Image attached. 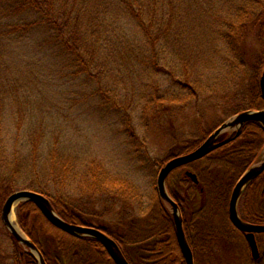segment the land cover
I'll return each mask as SVG.
<instances>
[{
  "label": "rangeland",
  "instance_id": "374dc122",
  "mask_svg": "<svg viewBox=\"0 0 264 264\" xmlns=\"http://www.w3.org/2000/svg\"><path fill=\"white\" fill-rule=\"evenodd\" d=\"M129 1L141 9V23L126 15L121 0H70L84 38L70 40L75 48L56 39L52 29L49 39V29L38 25L24 40L0 38V178L7 172L19 184L46 182L50 197L70 212L108 227L128 242V250L134 245L145 256L136 241L161 227L160 162L245 109L247 86L262 73L264 37L237 40L236 52L227 42L225 18H239L242 0ZM8 3L0 0L3 21L32 19L27 12L7 16L2 6ZM255 13L264 17V7ZM33 73L35 83L17 82ZM234 133L229 128L222 137ZM199 167L222 171L215 160ZM184 169L168 178L194 244V264H252L242 233L220 209L209 204L192 214L201 196L184 179ZM258 183L247 206L240 199V213L264 207V174ZM1 205L0 264H16ZM17 205L15 220L26 236ZM256 240L258 264H264V232Z\"/></svg>",
  "mask_w": 264,
  "mask_h": 264
},
{
  "label": "trees",
  "instance_id": "16d2710c",
  "mask_svg": "<svg viewBox=\"0 0 264 264\" xmlns=\"http://www.w3.org/2000/svg\"><path fill=\"white\" fill-rule=\"evenodd\" d=\"M6 1L9 3L6 6H2V9H4V11L8 10L7 12L10 13V15L7 13V16L12 17L11 15H14L17 17L20 13L27 12L28 14H32L33 17L32 19H25L19 16L12 22L3 21V17H1L0 25H2L3 30L0 33V38L11 35L13 39L20 36L17 40H24L28 37L27 34L34 30L35 25L45 27L47 30L49 29V39L52 38V34L50 33V29H52L55 33V38L60 42L62 39L63 42L70 44V48H75L74 45H76V43H71V39L76 38L77 40H81L83 37L80 20L78 19V11L74 9L73 6L69 5L70 0H60L62 6L61 4L57 5V0ZM121 1L124 4L126 15L134 17L141 23V9L139 11L135 10L133 3L129 0ZM135 3L137 2L135 1ZM257 7H264L263 2L260 3L257 0H242L237 10L239 18L236 20L229 19V17L225 18V23L230 26L229 30L231 31L226 35L227 42L229 41L228 43L232 46L234 52H236L237 49V40L239 42V39L243 40L246 39V37L253 36L256 42L264 37V17H260V15L256 16L255 9ZM73 12H75V14ZM218 23L220 22L218 21ZM146 34L149 36L148 31ZM69 50L71 53H75V51ZM150 56L151 55L148 53L145 54L146 58H150ZM261 72H264V63ZM259 78L257 79L254 77L251 84L247 86V88L249 87L245 99L247 106L243 110L260 109L264 107V97H262L259 90ZM14 82H16L15 78ZM17 82L23 85H31L36 82V76L34 73L33 77L24 75L22 79H18ZM4 85L5 84L1 83L0 87L2 88ZM17 89L19 90V88ZM213 129L214 128L203 131L202 137L197 142L189 145L180 153H185L195 148ZM263 147L264 131L261 125L255 120H248L241 126L238 135L233 136L230 141L217 147L201 159L189 163L187 166L192 168L199 179L197 186L201 196L199 204L192 208V214L194 212L199 213L208 208V206L210 207L209 204H214L217 209H220L224 213L229 226L233 230H236L230 223L227 215L229 196L236 179L246 168L258 159ZM203 160L218 161L222 171L216 169L214 173L211 174L210 171L204 172L200 170L199 166ZM160 163L162 165L164 162ZM182 168L183 167H179L175 169L170 175L176 171L182 170ZM6 173L7 172L4 173L6 176L0 178V205L10 192L19 189H29L46 195L50 199L56 212L64 220L76 224L92 225L86 223L85 219L80 217L77 213L70 212L64 204H60L57 200L50 197L46 182L42 180H32L30 183L19 184L14 181L12 176H10L12 178L8 177ZM263 174L264 171L243 190L239 201L242 198L244 205L247 206L250 202V197H254V194H256L257 190L260 188L261 184H257V180ZM184 179L189 181L186 177ZM166 183L169 193L177 200L169 178H167ZM248 189H250V192ZM239 201L238 211L242 219L249 222L264 223V207L258 206L254 209H248L246 207L244 213H240L242 205L239 204ZM179 207L182 212L180 204ZM157 210L159 213L158 222L160 220L159 224H161V227L153 235L141 239L137 238L136 241L137 243H142V249L148 252L147 255L149 258L147 259L145 258V256H147L145 255L146 253L144 254L145 256H143L132 250L134 249L132 248L134 245L130 246L128 250L126 247V243L128 242L117 233H113L108 227L94 226L104 230L117 241L126 259L131 264H184L175 238L170 211L160 198L158 200ZM182 218L186 237L194 255L195 248L189 237L187 221L184 219L183 215ZM17 219L20 227L26 232L28 237L35 243L41 252L46 264H96L103 263V261L113 262L97 239L90 236L71 235L55 227L42 215L36 205L30 200L22 201L17 205ZM236 231L240 232L238 230ZM11 238L14 241V248L17 251L15 252L17 259L16 264H38L28 248L24 247L25 249L22 250L21 247H23V245L18 243L12 236ZM133 239L135 241L136 238ZM133 239L131 240L132 242H134ZM259 259L260 258L254 260L250 256L252 264H258Z\"/></svg>",
  "mask_w": 264,
  "mask_h": 264
},
{
  "label": "water",
  "instance_id": "95a60500",
  "mask_svg": "<svg viewBox=\"0 0 264 264\" xmlns=\"http://www.w3.org/2000/svg\"><path fill=\"white\" fill-rule=\"evenodd\" d=\"M260 94L264 97V72L259 79ZM248 120H255L260 123L264 131V108L262 109H246L236 113L228 120L216 127L197 147L167 159L159 168L156 176V189L158 196L169 205L170 213L173 220L174 234L183 257L184 264H194L193 253L185 236L183 229V221L180 209L176 201L169 195L166 189V178L168 174L175 168L186 165L192 161L204 157L215 148L225 144L230 138L218 140V137L226 129L234 128L237 135L242 124ZM252 163L234 183L227 205V213L233 226L242 231L247 242L250 255L253 259L259 257V250L256 242V233L264 232V223H254L242 219L237 211L238 199L244 188L260 173L264 171V153ZM188 176L194 183H198L195 173L186 170ZM30 200L40 210L42 215L55 227L76 236H91L97 239L104 247L110 258L115 264H130L125 258L118 243L103 230L90 225H81L64 220L54 209L50 199L37 191L29 189L15 190L9 193L1 206V219L7 230L13 238L30 249V252L36 258L38 264H46L41 252L36 245L24 234L18 232L10 222V216L14 206L21 201Z\"/></svg>",
  "mask_w": 264,
  "mask_h": 264
},
{
  "label": "bare ground",
  "instance_id": "6f19581e",
  "mask_svg": "<svg viewBox=\"0 0 264 264\" xmlns=\"http://www.w3.org/2000/svg\"><path fill=\"white\" fill-rule=\"evenodd\" d=\"M15 207V206H14ZM10 222L11 224L13 225V227L18 231L20 232L18 229V226H17V223H16V220H15V208H13L12 210V213H11V216H10ZM21 233V232H20ZM22 234V233H21Z\"/></svg>",
  "mask_w": 264,
  "mask_h": 264
}]
</instances>
